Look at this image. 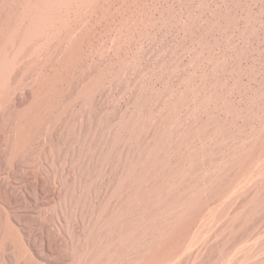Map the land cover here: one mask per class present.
<instances>
[{
    "label": "rangeland",
    "instance_id": "1",
    "mask_svg": "<svg viewBox=\"0 0 264 264\" xmlns=\"http://www.w3.org/2000/svg\"><path fill=\"white\" fill-rule=\"evenodd\" d=\"M0 264H264V0H0Z\"/></svg>",
    "mask_w": 264,
    "mask_h": 264
}]
</instances>
